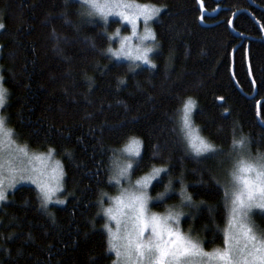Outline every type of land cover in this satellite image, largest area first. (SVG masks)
I'll list each match as a JSON object with an SVG mask.
<instances>
[{
	"label": "trees",
	"instance_id": "obj_1",
	"mask_svg": "<svg viewBox=\"0 0 264 264\" xmlns=\"http://www.w3.org/2000/svg\"><path fill=\"white\" fill-rule=\"evenodd\" d=\"M133 1L163 9L152 27L155 67L116 60L108 50L118 21L88 16L80 0H0L3 115L25 147L54 149L66 198L45 208L33 185L8 192L0 264H114L102 201L117 192L115 150L133 137L142 142L135 178L169 169L151 187L158 196L172 180L153 208L181 204L184 188L192 203L181 229L205 252L224 246L234 135L264 155V0ZM188 98L216 153L197 155L179 135L177 110ZM254 221L264 232V212Z\"/></svg>",
	"mask_w": 264,
	"mask_h": 264
},
{
	"label": "snow or ice",
	"instance_id": "obj_2",
	"mask_svg": "<svg viewBox=\"0 0 264 264\" xmlns=\"http://www.w3.org/2000/svg\"><path fill=\"white\" fill-rule=\"evenodd\" d=\"M91 11L89 15L96 14L104 19L109 15H116L122 18L126 24L132 27V35L123 38L125 42L131 41L133 37H137L142 42L151 39L155 42V33L147 27L149 21L158 17L163 10L155 5L137 4L133 0H82ZM202 3V0H200ZM143 19L145 24L144 35L137 36V21ZM5 25L0 23V29ZM119 32L117 31V35ZM124 43L121 44V49L113 52V55H128L132 56L131 51H124ZM108 51L112 52V49ZM152 48L140 49L137 47V53L133 58L141 60L145 63L151 64L148 53L152 52ZM155 67L154 64H151ZM4 77L0 76V81ZM220 99H223L222 97ZM7 103V89L0 84V108L5 107ZM195 108V102L188 98L183 102L182 108L178 109L177 131L182 137L188 147L197 155L204 153H216L218 149L203 136H201V129L194 124L192 120V112ZM227 112V109H225ZM15 135L13 129L7 127L6 117L0 115V177L3 176L5 166L7 165V172L9 174V182L7 185L4 179L0 178V201L7 200V189L14 188L21 180L29 179L37 184L39 188V196L41 198V206L47 207L48 203L52 201L55 192L59 191V179L55 187L47 183L40 182L28 175V170L24 167H14L11 160L5 161L3 152L5 145L14 144L12 137ZM250 142L244 136L239 139L232 140V149L237 153L238 158L234 162L233 169L230 172L233 190L230 192L225 188V201H230V218L229 228L233 230V234L229 236L225 234V247L223 250H217L215 253H206L199 247V245L185 237L178 229L173 228L172 224H179V217L184 215L183 212L169 211L166 216H159L157 214H149L148 202L149 196L147 189L149 186H154L153 181L161 182V173L167 175L169 169L167 167H153L149 175L144 176L136 181L135 193L127 191L122 192L120 197L116 198V202L122 209H127V212L121 211L130 225V230L124 237L119 235V232L112 233L111 227L105 225L110 234L109 250L115 251L117 261L114 264H120L121 248L126 251L125 258L129 253L134 252L138 260L143 258L146 264H191L194 257L207 258L209 264H264V233L257 235L253 226L250 223V212L253 207L264 209V155H257L252 159L246 157L244 152ZM142 142L136 138H132L129 144L122 150H115L121 154H129L127 162L121 164L118 157H114L113 166L116 170V175L109 177V180H115L117 184L120 178H129L131 173L140 168L142 160L141 156ZM19 152L27 156L26 148H19ZM54 149H48V156L50 157ZM43 155L35 156V159H43ZM135 161V166L133 164ZM63 173L60 172L62 177ZM182 183V181H181ZM172 180L170 179L168 185L165 186V191L159 193L156 199L162 200L165 195L171 190ZM180 195L183 201L192 203V197L186 194L184 188L181 189ZM64 203V201H58ZM226 207L228 204L226 203ZM106 214L112 220H116L112 209H106ZM119 224L120 221L117 220ZM146 231H150L151 237L147 243L143 242L142 238ZM133 234L136 239H133ZM11 239V236L9 237ZM126 240V243L121 245L119 241ZM154 241V242H153ZM231 241V243H230Z\"/></svg>",
	"mask_w": 264,
	"mask_h": 264
},
{
	"label": "rangeland",
	"instance_id": "obj_3",
	"mask_svg": "<svg viewBox=\"0 0 264 264\" xmlns=\"http://www.w3.org/2000/svg\"><path fill=\"white\" fill-rule=\"evenodd\" d=\"M82 2V0H80ZM137 4H141L144 5L142 3L133 1ZM83 3V2H82ZM83 5L85 6L86 9V13L88 14V16L93 17L97 20H99L100 22L108 25L110 24V22L112 20H117L118 21V25L116 26V29L114 30V32L111 34V38L114 40V47L111 48L113 51L111 52V55L116 59V60H121V61H125L128 62L134 69H137L139 67H143V66H151V64H154V60H153V56L154 54L157 52L158 46L155 42H153L151 39L148 40H144L143 42L141 40H139L137 37H133L131 39V41H127L125 42L123 40L124 37L126 36H131L132 35V27L130 24H126L121 17L116 16V15H109L107 17V19L102 18L99 15L96 14H92L89 15V12L91 11V9L85 5L83 3ZM149 5V4H148ZM202 5V4H201ZM157 7V6H156ZM157 17L154 18L152 21H149L147 27L151 28L153 30V23L156 21ZM144 28H145V24L143 22V19L141 18L140 20L137 21V36H143L144 35ZM117 31L119 32V34L117 35ZM122 42L124 43L125 47H124V51L128 52L131 51L132 56H128V55H120V56H115L113 55V52L118 51L121 49V44ZM137 47H139L140 49H144V48H152L153 51L148 53L149 56V60L151 61V64L145 63L141 60H136L133 57L138 54L137 53ZM1 73V72H0ZM1 76V74H0ZM0 84H2V81H0ZM3 86V84H2ZM4 108V107H3ZM3 108H0V115H3ZM194 111V109H193ZM193 114V112H192ZM5 117V116H4ZM192 120H193V115H192ZM7 127L9 128V126L7 125ZM201 134V133H200ZM202 136V134H201ZM12 139L14 140V144L12 145H5L4 147V152H3V156H4V160L8 161L11 160L13 163L14 167H24L28 170V175H31L34 179L40 181V182H44L49 184L50 186L55 187L57 185V180L59 179V191L55 192L53 195V199L52 201H50L47 205V207L51 206V205H56V204H65L66 203V198L64 195V191H65V172H64V168L63 165L61 163L60 160H58V158L56 157L55 152L52 153V155L49 157L48 154V150L47 151H42V152H37L34 150H31L27 147H25L17 138L16 134L12 137ZM131 140V139H130ZM130 140L120 149H124L130 142ZM140 141V140H139ZM19 148H26L27 151V156H25L23 153L19 152L18 149ZM194 152V151H193ZM206 154V153H204ZM37 155H43V159L37 160L35 159V156ZM244 155L246 157L249 158H256L258 154H254L251 151L247 150L244 152ZM115 157H118L119 162L121 164L125 163L128 161L129 159V154L127 153H123L121 154L120 152H117L115 154ZM238 158L237 153L234 152L232 150V152H230V154L227 156L226 160V164H227V170H226V174L223 176L224 178V184H225V188H227L230 192L233 190V186L230 183L231 181V176H230V172L233 169L234 166V162L235 160ZM133 164L135 166V161L133 160ZM62 171L63 175L62 177L60 176V172ZM151 173L148 172L140 177L135 178L133 176V172L131 173L130 177L125 179V178H120V182L119 184L116 183L115 180H112L113 183H115L116 187H117V192L114 195H107L104 197L103 201H102V205H103V212L104 215L106 216L107 219V223L106 225H109L111 227L112 233H117L119 232V235L121 237H124L127 232L130 230V225L128 224L126 218L124 216L121 215V211L123 212H127V209H122L120 207V205L117 204L116 202V198L120 197L122 192L127 191L129 193H135L137 191V188L135 187L136 181L138 179L143 178L146 175H149ZM162 174V173H161ZM116 175V170L114 169V166L112 164V176ZM4 179V183L5 185L8 184L9 182V174L7 172V165L5 166V171L2 177ZM155 182V180L153 181V183ZM20 184H26V185H33L35 186L38 191L39 188L37 186V184L33 183L31 180L29 179H24L21 180L19 183L16 184L20 185ZM15 186V187H16ZM14 187V188H15ZM151 185L149 186V188L147 189V195L149 196V202H148V212L149 214H157L159 216H166L168 214L169 211H173V212H183L184 215L179 217V224H172L171 222H169L171 224V226L173 228L178 229L185 237L190 238L191 240H193L194 242H196L199 247L202 249V247L200 246V244L194 239L191 238L190 236H188L182 229H181V221L182 219L186 216V211H187V201L182 202L181 204H170L168 205L164 210L160 211V210H156L153 208V205L155 203H160L162 200H158L156 199L157 196H153L151 193ZM13 188H8L7 189V194L8 192H10ZM58 201H64V203H58ZM4 201H0V205L1 203ZM230 207H231V203L230 201H228V210H229V217H228V224H227V228H226V233L231 236L233 234V230H230L229 228V218H230ZM106 209H112L113 210V214L116 216V220H112L110 219V217L106 214ZM258 212H264V209L258 208V207H253L251 212H250V223L254 228V231L256 232V234L259 236L262 233H264L258 226L257 224H254V218H255V214ZM117 220L120 221V223H117ZM106 231L108 232L109 235V239H110V234L108 229L106 228ZM133 239L135 240L136 237L133 234ZM143 242L147 243L150 239H153L151 237V233L150 231H146L144 236L142 238H140ZM154 242V241H153ZM119 243L121 245L126 243V240L121 239L119 241ZM231 243V241H230ZM225 247V244L222 248L217 249V250H223ZM203 250V249H202ZM217 250H215L212 253H215ZM125 249L121 248V257L120 259V264H146V261L141 258L138 260L137 256L135 255L134 252L129 253L128 257L125 258ZM115 253V251H113ZM203 252H205L203 250ZM209 253V252H206ZM116 259L115 262L117 261V255L115 253ZM191 264H209L207 258H202V257H194L191 261Z\"/></svg>",
	"mask_w": 264,
	"mask_h": 264
}]
</instances>
